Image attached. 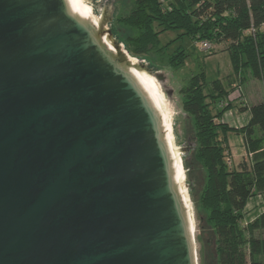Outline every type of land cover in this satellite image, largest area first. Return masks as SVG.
<instances>
[{
    "label": "water",
    "instance_id": "1",
    "mask_svg": "<svg viewBox=\"0 0 264 264\" xmlns=\"http://www.w3.org/2000/svg\"><path fill=\"white\" fill-rule=\"evenodd\" d=\"M96 1L0 0V264H215L176 87Z\"/></svg>",
    "mask_w": 264,
    "mask_h": 264
},
{
    "label": "trees",
    "instance_id": "2",
    "mask_svg": "<svg viewBox=\"0 0 264 264\" xmlns=\"http://www.w3.org/2000/svg\"><path fill=\"white\" fill-rule=\"evenodd\" d=\"M168 1L135 0L130 13L122 19L123 24L136 31L128 41L134 56L164 55L160 36L177 31L181 34L174 42L184 38L196 43L227 42L235 74L250 70L255 79L264 82V0H175L167 5ZM186 57V50L180 47L169 64L181 68ZM217 82H212V86H217L215 93H206L208 81L202 72L181 90L183 109L195 122L194 159L206 175L199 204L214 230L219 264H264V239L254 236L255 232L264 231V212L252 224L243 220V211L254 190H264V152L255 156L250 165L232 169L226 136L234 128L216 122L229 112V106L219 108V104L230 91L225 92ZM237 111L250 114L248 124L236 130L255 151L261 142L264 144V100L249 105L244 99ZM257 131L262 139H256Z\"/></svg>",
    "mask_w": 264,
    "mask_h": 264
},
{
    "label": "rangeland",
    "instance_id": "3",
    "mask_svg": "<svg viewBox=\"0 0 264 264\" xmlns=\"http://www.w3.org/2000/svg\"><path fill=\"white\" fill-rule=\"evenodd\" d=\"M134 1L135 0H117L114 3V6L118 7V11L117 13H115V23L112 27L118 34L119 41L125 44L127 50L129 51V53H131L132 56L134 55L131 52L130 43L128 41L130 37L136 35V31L133 30L128 25L123 24L121 21L123 18L127 17V15L130 13ZM169 1L174 2L175 0H169ZM169 1L168 3H166L167 5L169 4ZM118 29L120 31H118ZM180 34L181 33L177 31H169L163 33L160 36V46L165 49L164 55L151 53L145 56H137V58H139L140 60L149 59L150 61H152L153 63L150 64L151 68L157 67L161 71H164V74H167V77H171L170 85L176 87L175 91L173 92L174 102L176 103L178 109H180L182 113L186 114V116L179 112H175L173 114V117L176 121V135L177 137H180V140L177 141V144L184 142L187 132L186 125L189 126V122L193 127L192 136L194 138L196 137L194 119L190 117L183 109L184 99L181 90L184 86L188 84V82L193 76L204 72L207 76V81H208V87L206 89V93L208 94L215 93V87L217 86H212V82L218 80V82H220L221 85L219 87L223 86V90H225V92L230 91V94L227 97L231 96L232 98L231 102L229 103V107H230L229 112H227L222 119L216 120L217 123H221V124L228 123L229 128L235 129V131H233L234 130L233 129L226 136L228 149L230 151L228 155V159L231 161V163L229 162L228 163L231 165L232 169H239V167H241L242 164L250 165L253 162L255 156H259L260 154H263L264 144L261 142V145H258L256 150L253 151L246 144L239 130H236L245 126L244 123L246 118L244 119L241 118L240 120H237L236 118V116L238 115L237 108L239 105L240 98H239V94L235 92V89L237 85L240 86L242 90L241 92L243 94V98H245L246 95L248 101L246 100L245 101L249 105H251L264 100V82L262 80L255 79L251 75L250 70H245L240 74L238 73L235 74L230 61L229 54L227 52L229 46L227 42H223L219 44H213L208 42L211 44L212 49L211 48L205 49V47L202 44L203 42L196 43L189 40L188 38L179 39L177 42H174V40L179 38ZM171 43L174 44L170 45V47L167 49L165 46ZM180 47H183L186 50L187 57L185 59V64L181 68L177 69L171 67V65L169 64V59ZM213 112L216 113V111ZM255 137L256 139H260V138L262 139V136L258 131L256 132ZM196 151H197V143L194 152V157ZM202 170H203V176H202L203 184L200 185L198 198L196 199L197 202L196 211L199 214V216L204 217L203 225L210 228L214 232L212 226L206 220L207 218L206 212L199 204L200 196L206 184L205 170L203 168ZM263 210H264V190L262 191L254 190L253 196L249 199L248 204L243 211L244 223H246L247 225L252 224L258 218V216L262 214ZM213 236H214V245H215L213 247V251L216 254L215 264H219V258L217 254V239L215 233H213ZM254 236L264 239V231H257L254 233ZM262 260L264 261V258H262Z\"/></svg>",
    "mask_w": 264,
    "mask_h": 264
},
{
    "label": "flooded vegetation",
    "instance_id": "4",
    "mask_svg": "<svg viewBox=\"0 0 264 264\" xmlns=\"http://www.w3.org/2000/svg\"><path fill=\"white\" fill-rule=\"evenodd\" d=\"M96 1V0H94ZM97 2V1H96ZM98 4H95V11L97 12V14H104L106 16H108V19H110V13H112L115 9H114V0H106L104 2H97ZM108 6V9L105 8ZM100 9V10H98ZM101 11V12H100ZM114 17V21L112 22V24H110V28L111 30L113 31V34L115 35V37L118 38V34L116 33V31L112 28V26L114 25L115 23V13L113 15Z\"/></svg>",
    "mask_w": 264,
    "mask_h": 264
},
{
    "label": "built area",
    "instance_id": "5",
    "mask_svg": "<svg viewBox=\"0 0 264 264\" xmlns=\"http://www.w3.org/2000/svg\"><path fill=\"white\" fill-rule=\"evenodd\" d=\"M203 44V46L205 47V49H212V46H211V44L210 43H208V42H203L202 43ZM237 87H239V88H237ZM237 87H236V89H235V92H237L238 94H239V101L240 102H242L243 100H244V98H243V94H242V90H241V88H240V86H238L237 85ZM231 100H232V98H231V96L230 97H227L226 99H224L220 104H219V108H226L227 106H229V103L231 102ZM231 113V112H230ZM229 163H231V161H229ZM263 212H264V210H263Z\"/></svg>",
    "mask_w": 264,
    "mask_h": 264
},
{
    "label": "crops",
    "instance_id": "6",
    "mask_svg": "<svg viewBox=\"0 0 264 264\" xmlns=\"http://www.w3.org/2000/svg\"><path fill=\"white\" fill-rule=\"evenodd\" d=\"M246 101H248V99H247V96L245 95V98H244ZM241 102L239 101V104H240ZM236 114H237V111H236ZM236 118H237V120H240L241 118H246V120H245V123H244V125H247L248 124V122H249V120H250V114H249V112H245V113H243V114H239L238 113V115L236 116ZM230 122H232V121H230Z\"/></svg>",
    "mask_w": 264,
    "mask_h": 264
}]
</instances>
